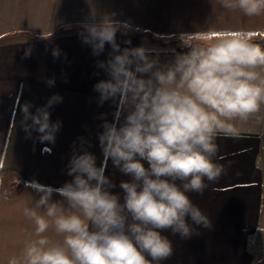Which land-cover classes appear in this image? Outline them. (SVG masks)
<instances>
[{
  "label": "clouds",
  "instance_id": "1",
  "mask_svg": "<svg viewBox=\"0 0 264 264\" xmlns=\"http://www.w3.org/2000/svg\"><path fill=\"white\" fill-rule=\"evenodd\" d=\"M215 2L248 18L264 15V0ZM88 3L83 42L95 55L106 43L113 49L107 61L98 62L109 79L94 90L101 104L124 99L118 114L123 119L105 120L98 139L105 158L130 179L119 184L122 196L114 193L116 185L95 155L74 152L67 165L71 181L56 189L34 183L37 194H29L31 203L23 208L34 230L7 264H162L174 252L165 231L187 239L196 231L193 225L212 226L189 193L202 195L206 181L226 173L216 162L217 135H237V122L264 124V46L249 31L217 33L209 26L183 34L193 38L183 41L190 51L161 66L143 47L121 50L116 33L130 28L128 22ZM59 102L62 97L53 95L35 113L23 104L24 130L54 142L61 123L50 120L49 109ZM54 193L61 199L54 200ZM50 229L62 239H51Z\"/></svg>",
  "mask_w": 264,
  "mask_h": 264
},
{
  "label": "crops",
  "instance_id": "2",
  "mask_svg": "<svg viewBox=\"0 0 264 264\" xmlns=\"http://www.w3.org/2000/svg\"><path fill=\"white\" fill-rule=\"evenodd\" d=\"M93 2L99 11L115 13V20L130 25L116 33L121 50L143 47L161 66L187 53L154 46L165 37L182 39L184 45L193 38L183 34L209 26L217 33L244 29L252 37H264V15L248 18L215 0ZM89 13L88 0H0V264H7L31 238L34 225L23 216V208L31 203L29 194H37L34 183L56 189L71 181L67 165L74 152L95 155L97 166L103 165L116 185L114 193L122 196L119 184L130 179L105 158L98 139L105 120L123 119L118 114L124 99L101 104L94 90L99 81L109 79L98 62L107 61L113 49L106 43L95 55L83 42L82 24ZM57 94L62 102L49 112L61 127L54 142H41L35 130L31 135L24 130L20 108L30 103L35 113ZM237 127L235 136L216 137V162L226 173L214 183L206 181L209 186L202 195L189 193L208 215L211 228L193 225L196 231L187 239L165 231L174 252L162 264H264V124L253 119L237 122ZM53 199L61 197L54 193ZM47 235L62 239L52 229Z\"/></svg>",
  "mask_w": 264,
  "mask_h": 264
},
{
  "label": "rangeland",
  "instance_id": "3",
  "mask_svg": "<svg viewBox=\"0 0 264 264\" xmlns=\"http://www.w3.org/2000/svg\"><path fill=\"white\" fill-rule=\"evenodd\" d=\"M148 36L151 37V38L153 37L152 35H148ZM153 38H155V37H153ZM253 38L254 39H258L260 41V44L262 46H264V44L261 43V40H263L264 37L259 36V37H253ZM180 42H182V39H178V40L177 39H172V40L169 39L168 40L165 37L163 39L156 40V42L154 43V46H156V47H165V48L172 47V48H175L176 49L178 47V45H181ZM183 46H185V45H183Z\"/></svg>",
  "mask_w": 264,
  "mask_h": 264
},
{
  "label": "trees",
  "instance_id": "4",
  "mask_svg": "<svg viewBox=\"0 0 264 264\" xmlns=\"http://www.w3.org/2000/svg\"><path fill=\"white\" fill-rule=\"evenodd\" d=\"M261 43L264 44V39L261 40ZM177 49L180 50V51H183V52H188V51H190V48H189V47H187V46H183V45H178Z\"/></svg>",
  "mask_w": 264,
  "mask_h": 264
},
{
  "label": "water",
  "instance_id": "5",
  "mask_svg": "<svg viewBox=\"0 0 264 264\" xmlns=\"http://www.w3.org/2000/svg\"><path fill=\"white\" fill-rule=\"evenodd\" d=\"M254 39V38H253ZM254 42L260 44V41L258 39H254Z\"/></svg>",
  "mask_w": 264,
  "mask_h": 264
}]
</instances>
